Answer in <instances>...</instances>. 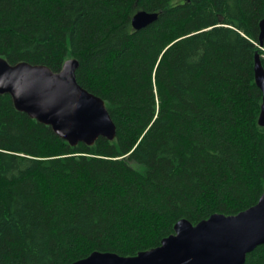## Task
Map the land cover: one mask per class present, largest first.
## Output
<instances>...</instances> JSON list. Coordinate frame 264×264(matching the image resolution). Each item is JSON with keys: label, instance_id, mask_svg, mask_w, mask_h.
Segmentation results:
<instances>
[{"label": "trees", "instance_id": "16d2710c", "mask_svg": "<svg viewBox=\"0 0 264 264\" xmlns=\"http://www.w3.org/2000/svg\"><path fill=\"white\" fill-rule=\"evenodd\" d=\"M139 12L158 19L137 31ZM263 19L264 0H0V58L55 73L78 60L117 128L72 146L0 95V264L132 258L182 220L256 206Z\"/></svg>", "mask_w": 264, "mask_h": 264}, {"label": "water", "instance_id": "95a60500", "mask_svg": "<svg viewBox=\"0 0 264 264\" xmlns=\"http://www.w3.org/2000/svg\"><path fill=\"white\" fill-rule=\"evenodd\" d=\"M158 19V14L137 13L135 30ZM264 45V19L260 23ZM79 61L70 59L60 72L43 65L9 64L0 58V95L11 96L15 108L49 126L72 146H93L99 138L114 140L117 128L105 101L77 82ZM255 75L264 94V69L256 57ZM259 124L264 127V98ZM264 245V195L258 204L235 216L213 215L194 226L182 220L175 234L154 250L125 258L114 253H93L74 264H245L247 255Z\"/></svg>", "mask_w": 264, "mask_h": 264}]
</instances>
